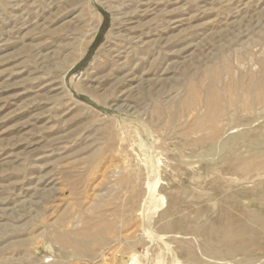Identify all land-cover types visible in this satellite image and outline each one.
I'll list each match as a JSON object with an SVG mask.
<instances>
[{
    "label": "rangeland",
    "instance_id": "374dc122",
    "mask_svg": "<svg viewBox=\"0 0 264 264\" xmlns=\"http://www.w3.org/2000/svg\"><path fill=\"white\" fill-rule=\"evenodd\" d=\"M0 264H264V0H0Z\"/></svg>",
    "mask_w": 264,
    "mask_h": 264
},
{
    "label": "bare ground",
    "instance_id": "6f19581e",
    "mask_svg": "<svg viewBox=\"0 0 264 264\" xmlns=\"http://www.w3.org/2000/svg\"><path fill=\"white\" fill-rule=\"evenodd\" d=\"M67 2V1H66ZM123 3H124V1H123ZM122 5V4H121ZM15 7V6H14ZM55 9V8H54ZM113 9V8H112ZM126 16V15H125ZM126 18V17H125ZM130 20V19H129ZM128 20H126V21H123V22H127ZM121 29V28H120ZM124 29V28H123ZM127 40V39H126ZM133 40V39H132ZM123 41V40H122ZM118 43H121V42H118ZM122 44V43H121ZM113 53H115L116 55H114L113 53V55L112 54H110V55H108L109 57H111V61H108V65L107 66H109V67H111V66H113V65H115V61H114V59L115 58H120V56H121V54H122V52H120L118 49L117 50H114V51H112ZM51 58V57H50ZM56 59V57H54V59L53 60H55ZM53 60H50V62H52ZM72 60V59H71ZM116 60V59H115ZM72 64V63H71ZM55 64H53V66H54ZM70 64H68L66 67H65V69H64V71L61 73V75H62V78H64L65 77V75L71 70V65L69 66ZM130 72V71H129ZM128 73V72H127ZM133 74H129V77H128V75H127V77L128 78H130V76H132ZM134 79V76H132V79L131 80H133ZM57 82H53V83H51L50 84V86H52V88L54 87V86H58V84H56ZM129 83V82H128ZM130 87V86H129ZM55 90H58V88H55Z\"/></svg>",
    "mask_w": 264,
    "mask_h": 264
}]
</instances>
